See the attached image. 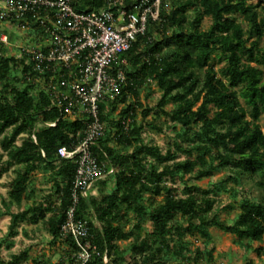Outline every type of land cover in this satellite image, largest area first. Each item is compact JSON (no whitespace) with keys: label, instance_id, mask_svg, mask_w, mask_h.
<instances>
[{"label":"trees","instance_id":"trees-1","mask_svg":"<svg viewBox=\"0 0 264 264\" xmlns=\"http://www.w3.org/2000/svg\"><path fill=\"white\" fill-rule=\"evenodd\" d=\"M109 1L112 0H75L74 5L79 11H90L106 7ZM136 1L125 0V4L130 8ZM263 2L159 0L157 18L148 16L145 32L122 55L127 60L122 65L127 82L117 100L107 105L114 109L119 102L132 98L135 103L121 109L116 121H109L108 107L100 104L105 134L93 148L116 169L110 175L112 187L104 193L107 183L105 179L99 181L100 193L82 198L77 212L88 220L99 250H107V264H168L174 260H179L178 264L213 263L215 248L205 247L212 226L236 235L245 249H251L255 243L254 250L259 254L264 252V198L244 199L232 222H226L214 210L218 203L217 189H226L230 181L239 183L241 175L257 176L255 183L264 190V134L258 122L264 112V71L256 65H264ZM236 14L246 22L247 29L236 20ZM204 17L212 18L207 29L201 28ZM214 55L225 62L219 70L210 64ZM21 63L22 59L17 61L0 49V177L9 167L17 166L9 199H3V204L9 207L29 200L34 194L29 188L32 172L52 171L58 177L56 199L11 214L10 232L15 233L20 221L36 223L48 213L46 226L53 239H58L76 165L59 157L57 149L69 144L70 134L80 128V123L60 119L53 127L41 125L34 131L36 142L32 141L30 135L35 125L55 120L59 112L47 110L49 97L43 89H37V83L15 75ZM27 69L24 66L22 72ZM148 80L161 91L155 107L157 114L165 115L173 127L180 125L173 145L165 153L158 146L139 140L142 126L135 121L137 110L142 107L139 91ZM232 87H238L241 95L247 97L249 113ZM170 103L173 108L166 110ZM151 111L149 107L143 109V117ZM126 118L130 120L124 128L122 120ZM110 129H115V133ZM19 137L21 141L17 144ZM121 145L134 149L131 153L121 152L118 149ZM181 154L185 158L179 160ZM228 166L234 173L214 188L185 186L183 195H178L176 184L185 175L210 177L215 170ZM147 193L152 196L145 204ZM156 196H162L158 204H155ZM57 200L59 205L53 207ZM219 208L228 206L219 204ZM129 211L134 212L137 221L133 231H124L119 222ZM179 215L183 221L178 220ZM146 219L151 228L141 237L137 232L143 230ZM186 234L200 235L204 245L193 247L183 239ZM132 236L135 240L128 255L118 253L117 242ZM65 239L72 253L75 245L69 237ZM28 258V250L24 249L0 264H20ZM88 264H102V260L95 258Z\"/></svg>","mask_w":264,"mask_h":264},{"label":"built area","instance_id":"built-area-1","mask_svg":"<svg viewBox=\"0 0 264 264\" xmlns=\"http://www.w3.org/2000/svg\"><path fill=\"white\" fill-rule=\"evenodd\" d=\"M74 3L0 0V23H17L36 34V39L18 46L12 56L17 61L22 59V69L28 67L22 72L25 80L43 83L41 89L50 101L47 110L59 112L55 120L35 125L32 141L36 142L34 131L41 125L53 127L60 119L80 123V128L70 134L69 144L57 149L59 157L76 165L60 225V239L69 237L76 249L61 264H88L95 258L107 264V250H99L88 220L77 212L81 199L93 195L97 183L116 172L107 158L93 150L105 134L100 104L113 103L121 95L127 82L122 66L127 60L122 55L145 32L148 16L157 18L159 0H137L130 8L125 0H112L106 7L90 11H79ZM0 44H9L6 33L0 32ZM129 120H122L124 128Z\"/></svg>","mask_w":264,"mask_h":264},{"label":"rangeland","instance_id":"rangeland-1","mask_svg":"<svg viewBox=\"0 0 264 264\" xmlns=\"http://www.w3.org/2000/svg\"><path fill=\"white\" fill-rule=\"evenodd\" d=\"M258 0H247L248 3L255 4ZM264 6V4H262ZM237 21L241 22L243 27L247 29L246 22L240 15H235ZM212 22L211 17H204L201 23L202 29H207ZM0 32L6 33L9 38V44H0V49L5 55H12L18 50V46H24L29 44L32 40L36 39V34L29 29L22 28L17 23H10L3 21L0 23ZM158 33L155 32V37H158ZM263 44V42H261ZM246 61V58H244ZM210 64L219 70L225 62L223 59H218L217 56H213ZM264 71L263 64H256ZM22 66H18V72L15 74L17 77H22ZM127 69H131V65L128 64ZM38 88L43 87L42 82H38ZM19 86H22L19 83ZM232 90L236 91L240 100L241 105L244 107L247 113L250 111V105L247 97H244L239 92L238 87H232ZM139 101L142 103V107L138 108L137 115L135 118L136 124L142 126V131L139 136V140L146 145L158 146L163 153L173 145V141L176 132L180 129V125L176 124L173 127L165 115L157 114L156 104L161 96V91L155 86V84L148 80L139 91ZM134 104L135 99H129L125 102H119L114 109H110L106 103L107 114L109 121H116L121 116V109L128 104ZM149 107L152 111L145 118L143 117V109ZM166 110H171L173 104L170 103L166 107ZM261 130L264 134V112L260 114L258 120ZM109 124V122H108ZM161 128V130H157ZM112 134L115 133V129H110ZM20 140V137L17 139ZM111 145H115L114 142L110 141ZM121 152L128 151L131 153L134 146L125 148L123 145L118 146ZM1 150V149H0ZM185 158V154H181L179 160ZM16 166L9 167L6 173L2 176L0 181V209L3 210V199L8 200V191L11 185V179L15 177L14 169ZM233 169L231 166L215 170L210 177L197 178L192 175H185L184 179L177 182L176 187L178 195H183V189L185 186L195 185L200 188H214L215 185L220 183L226 176L232 175ZM257 176L241 175L240 182L234 183L230 181L226 185V189L220 188L216 191V197L218 203L214 206V210L218 215L226 222H232L240 212V203L246 199L251 198L253 200H261L264 198V190L256 185ZM56 181L58 177H55L53 173L46 172L41 174L35 172L31 175L30 184L37 190L33 194L31 201H23L21 208H25L30 205H37L43 203L47 199H56ZM106 187L104 193L111 190L113 179L108 176L106 179ZM32 183V184H31ZM101 186H97V192L100 193ZM151 193H147L144 196V203H148ZM162 200V196L155 197V204H158ZM220 205H227L228 208L220 209ZM8 208L7 206H4ZM12 211H19L20 207L17 205H11ZM9 210V209H8ZM37 214V213H36ZM38 215V214H37ZM48 216H46L47 218ZM46 218L39 219L36 223H32L28 220L20 221L14 228L15 233L10 232V221L8 217H0V263L10 261L12 257L19 254L22 250H28L29 259L26 262L20 264H34L35 261H39L43 264H61L67 261L71 256L70 243L65 238L53 239L51 233L46 226ZM179 221H183L182 216H178ZM137 221L133 211H129L126 218L122 219L119 224L122 226L124 231H133L134 224ZM143 230H139L137 234L141 237L144 235L145 230L151 228L150 221L146 219L143 222ZM210 240L207 241L205 247L209 249L214 246V264H264V252L259 254L254 247L255 243L251 244V249H245L242 244L238 241V238L234 234L224 232L217 227H209ZM185 241L191 242L193 247L202 246L205 240L200 235H189L186 234L183 238ZM135 240L134 236L127 240H120L117 242L118 253L128 255L131 243ZM174 242H180L174 239ZM264 244V243H263ZM179 260L170 261L168 264H178Z\"/></svg>","mask_w":264,"mask_h":264},{"label":"crops","instance_id":"crops-1","mask_svg":"<svg viewBox=\"0 0 264 264\" xmlns=\"http://www.w3.org/2000/svg\"><path fill=\"white\" fill-rule=\"evenodd\" d=\"M20 141H21V140H19V141L17 140L16 143L19 144ZM0 151H1V150H0ZM11 167H13V166H11ZM16 167H17V166H16ZM35 172H40L41 174L46 173V172H50V173H52V171H50V170H48V171H43V170H41V169H36L35 171L32 172V174L35 173ZM5 173H6V172H4V173L2 174V176H3ZM32 174H31V175H32ZM2 176L0 177V181H1ZM106 178H107V177H106ZM106 178H105V179H106ZM12 180H13V179H11L10 181H12ZM31 184H32V183H31ZM98 185H99V183H97V185H96V187H95V189H94V194H93V195H97V194H98V192H97V186H98ZM55 187H56V186H55ZM29 188L33 189L34 192L37 191L33 185H29ZM32 199H33V196H32L29 200H26V201H31ZM11 205H14V204H11ZM11 205H9L8 208H5V207H4L5 205H3V210L0 209V211H3V214H1L0 217H8V218H9V221H10V222H9L10 225H11V214L19 213V212L23 211L25 208L28 207V206H27V207H25V208H21V205H22V204H21V205H17L18 207H20L19 211H12V210H11L12 207H10ZM15 205H16V204H15ZM8 209H9V210H8ZM48 215H49V214L47 213L46 216H48ZM24 221H26V220H24ZM58 240H60V238H58ZM28 259H29V258H28ZM214 263H215V262L210 263V264H214Z\"/></svg>","mask_w":264,"mask_h":264}]
</instances>
